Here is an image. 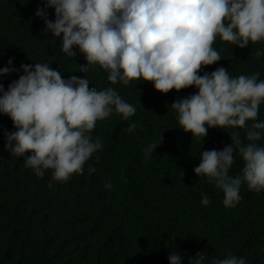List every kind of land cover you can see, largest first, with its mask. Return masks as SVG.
<instances>
[{
  "label": "trees",
  "instance_id": "16d2710c",
  "mask_svg": "<svg viewBox=\"0 0 264 264\" xmlns=\"http://www.w3.org/2000/svg\"><path fill=\"white\" fill-rule=\"evenodd\" d=\"M38 6L44 0H0V68L14 57L13 66L20 69L0 77L5 90L24 74L21 64L47 63L62 79L88 77L90 89L115 88L136 113L125 120L114 111L98 121L91 136L101 139L103 149L85 163L83 174L67 181L53 180L52 170L38 177L25 167L24 157L6 151L4 131L17 129L0 114V264H170L171 252L181 254L182 264L198 253L207 254L206 264L229 254L264 264V190L244 184L239 203L225 207L222 191L194 172L201 151L223 150L236 132L247 143L245 129L209 128L204 139L193 137L179 129L170 105L196 93L195 86L163 94L151 82L113 85L99 66L80 72L88 63L84 54L78 47L76 57L61 50L62 35L45 33L44 21L35 15ZM47 11L54 22L55 9ZM213 47L223 59L201 75L224 67L232 77L259 73L264 80V56L254 55L264 50V41L241 49L217 38ZM258 120L264 121V104ZM132 123L137 128L129 132ZM162 137L146 159L145 148ZM257 143L264 146V138ZM243 167L237 154L230 175L241 174ZM109 180L110 190L104 186ZM204 195L210 205H203Z\"/></svg>",
  "mask_w": 264,
  "mask_h": 264
},
{
  "label": "clouds",
  "instance_id": "9594fccd",
  "mask_svg": "<svg viewBox=\"0 0 264 264\" xmlns=\"http://www.w3.org/2000/svg\"><path fill=\"white\" fill-rule=\"evenodd\" d=\"M52 8L54 22L47 11ZM35 15L44 21L45 33L54 38L62 35L61 50L67 56L76 57L77 47L84 54L88 63L80 65L82 73L99 66L113 85L151 82L163 94L195 86L196 93L170 105L179 129L204 139L209 128H242L248 142L236 132L223 150L201 151L194 172L207 176L222 191L225 207L239 203L244 184L249 190H264V146L257 143L264 138V121L258 120L264 80L259 73L232 77L224 67L200 74L223 59L213 47L217 38L241 49L264 41V0H44ZM254 55L264 56V50ZM14 59L0 68V77L20 71L13 66ZM21 69L24 74L7 90L0 83V114L9 116L17 129H5V150L24 157L25 167L38 177H44L46 170H52L56 181L83 174L85 163L104 146L99 137L91 136L97 122L114 111L125 120L136 113L115 88L90 89L88 77L73 75L65 80L60 71L41 62L21 64ZM136 128L132 123L128 131ZM162 140L145 148L146 159ZM237 154L244 167L234 177L230 169ZM95 158L98 162L99 156ZM89 171L96 169L90 166ZM104 186L110 190L111 181ZM202 203L210 205L207 195ZM168 259L170 264H182L179 252H171ZM206 261L207 254L198 253L189 264ZM209 264L247 262L229 254L212 258Z\"/></svg>",
  "mask_w": 264,
  "mask_h": 264
}]
</instances>
